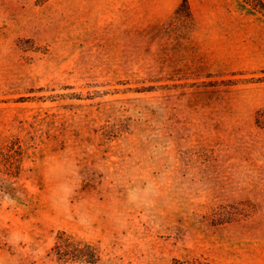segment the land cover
<instances>
[{
  "label": "rangeland",
  "instance_id": "rangeland-1",
  "mask_svg": "<svg viewBox=\"0 0 264 264\" xmlns=\"http://www.w3.org/2000/svg\"><path fill=\"white\" fill-rule=\"evenodd\" d=\"M0 264H264V17L0 0Z\"/></svg>",
  "mask_w": 264,
  "mask_h": 264
},
{
  "label": "trees",
  "instance_id": "trees-1",
  "mask_svg": "<svg viewBox=\"0 0 264 264\" xmlns=\"http://www.w3.org/2000/svg\"><path fill=\"white\" fill-rule=\"evenodd\" d=\"M243 5L248 7L250 10L261 14L264 17V0H240ZM57 248H60V245H57ZM57 254L61 257L64 254V251L61 249L57 250ZM90 258L86 260L88 263H94L96 259V253L94 250H90L89 252Z\"/></svg>",
  "mask_w": 264,
  "mask_h": 264
}]
</instances>
